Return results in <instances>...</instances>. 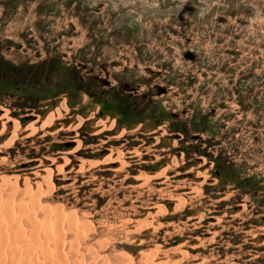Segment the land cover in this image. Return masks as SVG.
I'll return each instance as SVG.
<instances>
[{"label": "rangeland", "instance_id": "obj_1", "mask_svg": "<svg viewBox=\"0 0 264 264\" xmlns=\"http://www.w3.org/2000/svg\"><path fill=\"white\" fill-rule=\"evenodd\" d=\"M0 203V264H264V0H0Z\"/></svg>", "mask_w": 264, "mask_h": 264}, {"label": "bare ground", "instance_id": "obj_2", "mask_svg": "<svg viewBox=\"0 0 264 264\" xmlns=\"http://www.w3.org/2000/svg\"><path fill=\"white\" fill-rule=\"evenodd\" d=\"M48 183H49V182H48ZM32 194H33V193H32ZM34 199H36V198H34ZM40 199H41V198H40ZM32 200H33V199H32ZM37 200H38V199H37ZM8 201H9V199H8ZM33 201H34V200H33ZM37 202H40V200H38ZM37 202H36V203H37ZM6 203H7V202H6ZM0 204H2V203H0ZM4 205H5V204H4ZM3 208H4L3 211H6V210H7V209L5 210V207H3ZM10 209H11V208L9 207L8 210H10ZM8 210H7V211H8ZM22 210H23V209H22ZM0 211H2V209H0ZM10 212H11V211H10ZM8 213H9V212H8ZM28 213H29V211H28ZM28 213H27V214H28ZM1 214H2V212L0 213V215H1ZM29 215H30V214H29ZM10 216H12L11 213H10ZM34 216H35V215H34ZM16 227H17V226H16ZM1 228H2V227H1ZM2 232H4V231H2ZM0 234L3 235L2 233H0ZM1 235H0V236H1ZM20 235H22V234H20ZM23 235H24V234H23ZM3 236H4V235H3ZM3 236H2V238H3ZM5 237H6V236H4L3 239H6ZM22 238H23V237H22ZM23 239H24V238H23ZM0 240H1V239H0ZM9 240H10V238H9ZM1 242H2V241H1ZM46 250H47V249H46ZM16 251H17V250H16ZM0 252H1V251H0ZM17 252H18V251H17ZM13 253H14V252H13ZM13 253H12V254H13ZM0 255H1V254H0ZM13 255H14V254H13ZM14 256H15V255H14ZM15 257H17V256H15ZM16 259H17V258H16ZM11 260H12V259H11ZM13 260H15L14 257H13ZM17 260H18V259H17ZM17 260H16V264H20V263H17ZM41 260H42V259H40V260H38V261H41ZM44 260H45V259H43V261H44ZM3 262H4V260H3ZM18 262H21V260L18 261ZM41 262H42V261H41ZM8 263H9V261H8ZM44 263H45V262H43V264H44ZM5 264H6V263H5ZM23 264H24V263H23ZM26 264H28V263H26ZM29 264H30V263H29ZM33 264H34V263H33ZM39 264H40V263H39Z\"/></svg>", "mask_w": 264, "mask_h": 264}]
</instances>
